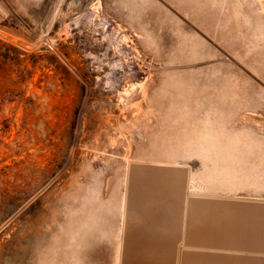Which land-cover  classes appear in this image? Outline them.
<instances>
[{"label": "rangeland", "instance_id": "374dc122", "mask_svg": "<svg viewBox=\"0 0 264 264\" xmlns=\"http://www.w3.org/2000/svg\"><path fill=\"white\" fill-rule=\"evenodd\" d=\"M0 264H264V0H0Z\"/></svg>", "mask_w": 264, "mask_h": 264}, {"label": "bare ground", "instance_id": "6f19581e", "mask_svg": "<svg viewBox=\"0 0 264 264\" xmlns=\"http://www.w3.org/2000/svg\"><path fill=\"white\" fill-rule=\"evenodd\" d=\"M52 42V41H51ZM126 100V99H125Z\"/></svg>", "mask_w": 264, "mask_h": 264}]
</instances>
